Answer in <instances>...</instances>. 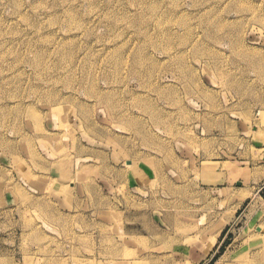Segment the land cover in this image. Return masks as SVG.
Returning a JSON list of instances; mask_svg holds the SVG:
<instances>
[{"label":"rangeland","instance_id":"obj_1","mask_svg":"<svg viewBox=\"0 0 264 264\" xmlns=\"http://www.w3.org/2000/svg\"><path fill=\"white\" fill-rule=\"evenodd\" d=\"M0 264H264V0H0Z\"/></svg>","mask_w":264,"mask_h":264},{"label":"crops","instance_id":"obj_2","mask_svg":"<svg viewBox=\"0 0 264 264\" xmlns=\"http://www.w3.org/2000/svg\"><path fill=\"white\" fill-rule=\"evenodd\" d=\"M123 168L122 171L124 172V177H123V182L127 183L128 185H130L132 188V190H134L135 192L138 190V188L135 187V183L137 182H142V184H150L151 180H152V176L149 174V169L146 168V163L145 162H138V163H134V161L132 160H126L123 162ZM138 167V169L134 168ZM228 174L230 176H235L236 177V167H233L232 165H230L228 168ZM239 183H237L236 185H238ZM213 188H211L212 190ZM139 191V190H138ZM138 193V192H137ZM142 205V204H141ZM134 224H143L142 222L138 220H136L134 222ZM146 224H153V223H146Z\"/></svg>","mask_w":264,"mask_h":264},{"label":"bare ground","instance_id":"obj_3","mask_svg":"<svg viewBox=\"0 0 264 264\" xmlns=\"http://www.w3.org/2000/svg\"><path fill=\"white\" fill-rule=\"evenodd\" d=\"M236 172H237V174L239 175V173H238V171H237V170H236ZM236 172H235V173H236Z\"/></svg>","mask_w":264,"mask_h":264}]
</instances>
